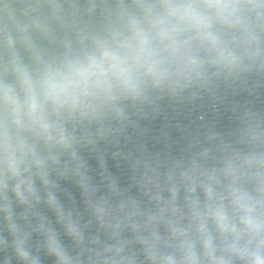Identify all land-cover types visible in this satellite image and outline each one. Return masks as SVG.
Masks as SVG:
<instances>
[{
	"label": "clouds",
	"instance_id": "clouds-1",
	"mask_svg": "<svg viewBox=\"0 0 264 264\" xmlns=\"http://www.w3.org/2000/svg\"><path fill=\"white\" fill-rule=\"evenodd\" d=\"M253 70L264 73V0H35L26 20H0V212L17 258L40 264L9 191L30 206L35 180L55 188L59 170L94 195L79 152L123 126L129 104ZM131 167L137 196L109 178L108 197L89 201L112 242L86 264H264V117L245 114L229 138L189 132L178 155L144 152ZM47 202L82 245L51 191ZM46 246L57 264H85L51 230Z\"/></svg>",
	"mask_w": 264,
	"mask_h": 264
},
{
	"label": "water",
	"instance_id": "water-1",
	"mask_svg": "<svg viewBox=\"0 0 264 264\" xmlns=\"http://www.w3.org/2000/svg\"><path fill=\"white\" fill-rule=\"evenodd\" d=\"M34 3L35 0H0V20L8 21L11 17L22 22L31 14V5ZM127 114L129 119L123 126L112 122L113 131L106 139L98 140L95 148L83 147L79 152L84 162L82 171L87 183L96 189L94 195H85L78 182L79 177L71 172L61 176L59 170L52 171L49 176L55 188L46 189L39 179L35 180L40 199L39 202L33 200L30 206L20 204L15 195L8 192L15 223L28 233V250L38 258L40 264H57L56 257L47 250L48 230L55 233L61 246L70 255L75 257L82 248L85 249L81 257L85 264L93 252L112 242L108 239L109 233L96 220L89 201L96 203L101 196L108 197L109 178L116 182L122 194L137 196L131 163L142 153L161 157L168 153L178 155L186 145L189 132L200 135L212 132L229 138L245 114L264 117V73L253 70L238 78H220L214 80L207 89H193L182 99L153 97L151 104H129ZM120 127L124 129L122 133L117 131ZM48 191L55 195L65 218L71 213L72 221L84 233L82 245H77L68 235L66 222L60 219L56 208L47 202ZM109 199L115 204L119 198ZM96 238L100 240L99 245L92 243ZM0 239L5 242L0 246V264L6 261L7 264H24L15 254L13 236L3 212H0Z\"/></svg>",
	"mask_w": 264,
	"mask_h": 264
}]
</instances>
